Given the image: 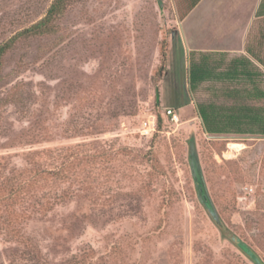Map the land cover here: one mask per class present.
<instances>
[{
    "label": "rangeland",
    "instance_id": "374dc122",
    "mask_svg": "<svg viewBox=\"0 0 264 264\" xmlns=\"http://www.w3.org/2000/svg\"><path fill=\"white\" fill-rule=\"evenodd\" d=\"M53 1L0 0V46ZM177 22L172 0H67L4 57L0 264H264V196L245 191L264 177V78L214 60L193 87Z\"/></svg>",
    "mask_w": 264,
    "mask_h": 264
},
{
    "label": "crops",
    "instance_id": "0c3cea01",
    "mask_svg": "<svg viewBox=\"0 0 264 264\" xmlns=\"http://www.w3.org/2000/svg\"><path fill=\"white\" fill-rule=\"evenodd\" d=\"M178 14L175 28L185 31L188 52L202 61L225 60L247 78H264V0H172ZM179 10L185 12L181 18ZM248 70H244L245 64Z\"/></svg>",
    "mask_w": 264,
    "mask_h": 264
},
{
    "label": "trees",
    "instance_id": "16d2710c",
    "mask_svg": "<svg viewBox=\"0 0 264 264\" xmlns=\"http://www.w3.org/2000/svg\"><path fill=\"white\" fill-rule=\"evenodd\" d=\"M67 0H54L48 9L46 15L40 19L38 22L34 23L30 28L19 32L16 36H14L10 41L6 42L5 44L0 46V74L3 68V59L7 55V53L13 48L15 42L20 39L21 37L26 36H36V35H45L50 33L53 30V26L55 23V19L62 15L64 12V6L66 4ZM185 12L179 10V15L181 18L185 17ZM166 56V53L163 51V57ZM217 59H207L204 60L203 64L199 67H192V74H191V85L194 87L197 82V77L200 73L204 71V69L207 67V62H213ZM220 61H225L224 59H221ZM218 65L220 63H217ZM241 61L239 62V68L241 69ZM247 63L243 67L244 70H248ZM263 74L259 73V78H250L252 81V84L256 85L257 81H261V77ZM156 99L159 98V91H156ZM160 123V117L159 121L157 119V124ZM189 161H190V167L193 175V179L198 191V195L201 199V202L205 206V208L208 210L209 214L215 219L219 220L218 212L210 198L208 188H207V182L204 176V172L202 169V165L200 162V158L196 149L195 141L192 139L190 141V151H189ZM246 253L250 254L251 257L254 259V254L251 253L250 249L245 245L242 244L241 246Z\"/></svg>",
    "mask_w": 264,
    "mask_h": 264
},
{
    "label": "built area",
    "instance_id": "2783aa9c",
    "mask_svg": "<svg viewBox=\"0 0 264 264\" xmlns=\"http://www.w3.org/2000/svg\"><path fill=\"white\" fill-rule=\"evenodd\" d=\"M166 114L168 117L171 118L173 122L178 123V121L180 120L177 113L172 109H168L166 111ZM156 128H157V119L156 117H154L152 120H148L144 122L142 127V133L146 136L150 135L156 131ZM245 191L250 196H258V195L264 196V177L257 179L254 183L250 185H247L245 187Z\"/></svg>",
    "mask_w": 264,
    "mask_h": 264
},
{
    "label": "bare ground",
    "instance_id": "6f19581e",
    "mask_svg": "<svg viewBox=\"0 0 264 264\" xmlns=\"http://www.w3.org/2000/svg\"><path fill=\"white\" fill-rule=\"evenodd\" d=\"M231 148L240 150V148L238 146L234 145V144L231 145Z\"/></svg>",
    "mask_w": 264,
    "mask_h": 264
}]
</instances>
